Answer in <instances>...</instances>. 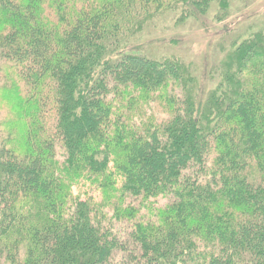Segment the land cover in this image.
I'll return each mask as SVG.
<instances>
[{
    "label": "trees",
    "instance_id": "obj_1",
    "mask_svg": "<svg viewBox=\"0 0 264 264\" xmlns=\"http://www.w3.org/2000/svg\"><path fill=\"white\" fill-rule=\"evenodd\" d=\"M254 4L0 0V90L25 141L10 149L0 130V264H264ZM173 12L200 25L220 66L197 75L193 62L141 50L146 26ZM138 100L168 117L136 126L115 106ZM82 182L107 200L82 199Z\"/></svg>",
    "mask_w": 264,
    "mask_h": 264
},
{
    "label": "rangeland",
    "instance_id": "obj_2",
    "mask_svg": "<svg viewBox=\"0 0 264 264\" xmlns=\"http://www.w3.org/2000/svg\"><path fill=\"white\" fill-rule=\"evenodd\" d=\"M251 1L255 3L253 6H259V9L258 7H255V9H258V11L264 10V0ZM177 16L178 13L176 12H173L172 15L163 13L157 15L153 23L148 27L146 26L147 31L150 30L151 32L150 38L147 39L145 37V44H142L141 40V50L147 49V46L149 45L154 47L158 54L165 55L164 57L172 56V58H180L184 62H193L197 66L196 67L194 65L197 75H200V73L206 70L207 72H210L215 64L220 66L221 61L223 60V55L218 49L214 50L213 48H210L209 43L212 40L209 42V40L205 37L206 35L202 32L204 30L201 29L200 25L190 18L178 22V20H176ZM239 16L240 15L232 16L231 18L234 20L239 18ZM206 27H209L210 29L218 28L213 22V19L209 20ZM217 31L218 29L214 32H209L208 36H214ZM209 84L210 82L207 83V88L209 87ZM7 97L6 94L0 90V130L9 134L4 136V138H7L9 141V143H7V147L10 149L13 148L18 152L23 151L25 141L19 123L20 119L17 116L16 108L13 107L11 97L8 95ZM137 103L138 105L135 104L133 107L131 106L130 112L126 109V103L120 105V103L117 102L115 103V106L123 110L125 115H127V118L130 119L131 123L136 126H138V124L141 125L144 122L159 123L168 117L166 110H164L159 103L144 102L141 100H138ZM112 105H114V102ZM164 113H166V115ZM78 185L79 183L71 187L70 190L73 195H75V192L77 193L76 187H78ZM82 186L90 187L89 184H83V182ZM81 192L86 193V196H81L82 199H92L96 206L99 205V201L107 200L103 198L101 199L100 193L91 187L89 190L82 189ZM157 203L162 206L165 202L163 200H159ZM126 240L127 237L124 236V241ZM125 245L127 249L130 247V244Z\"/></svg>",
    "mask_w": 264,
    "mask_h": 264
}]
</instances>
